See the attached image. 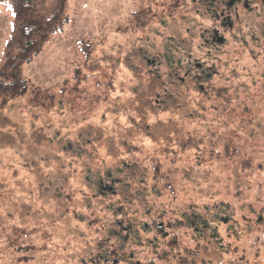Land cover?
<instances>
[{
	"label": "rangeland",
	"instance_id": "rangeland-1",
	"mask_svg": "<svg viewBox=\"0 0 264 264\" xmlns=\"http://www.w3.org/2000/svg\"><path fill=\"white\" fill-rule=\"evenodd\" d=\"M177 1L67 0L61 29L23 65L37 94L0 102V264H88L99 250L133 264H264V44L227 37L213 83L224 93L170 83L171 68L207 59L190 0ZM118 216L139 245L115 253Z\"/></svg>",
	"mask_w": 264,
	"mask_h": 264
},
{
	"label": "flooded vegetation",
	"instance_id": "flooded-vegetation-1",
	"mask_svg": "<svg viewBox=\"0 0 264 264\" xmlns=\"http://www.w3.org/2000/svg\"><path fill=\"white\" fill-rule=\"evenodd\" d=\"M188 4V10L190 13H194L193 17L197 22L200 21V24H196L194 26H196L198 32H200L201 35L203 34L202 37L204 39L202 40V46L206 49L207 59L205 61L192 59L193 62H191L190 65L187 64L184 75L180 77L178 76L179 69L171 68L167 73L168 78L171 81L170 83H175L176 79L184 82L185 78L187 77L197 80L201 90H206L210 93H214L215 91H219L218 93H224L225 89L219 88L217 86L218 82L215 86L213 85V83L216 80H219L220 77L219 70L217 68L219 65V58L216 57L215 53L219 52L221 47L224 46L227 41V37L230 36L231 33L235 32L239 33V36L233 37L241 42L240 44L242 47L246 46L247 44L245 41L246 33L251 34L250 39L259 41V45L264 44V0H190V3L186 1V5H184V7L187 8ZM177 6L178 1L176 0L173 7L171 6L169 9L174 11ZM200 16L206 17L205 21ZM262 53L264 54V47ZM144 58H146V56L143 53L142 59ZM149 61L150 60H148V62ZM154 61L155 59L152 60V62ZM240 70L241 72L239 73L244 74L245 67L241 66ZM204 81L206 88H204L202 85V82ZM167 91L168 90L163 88V91H161L163 92V96H171L170 93L167 94ZM155 96V101L158 102V104L164 102V99H161L159 93ZM111 182L115 184L114 180ZM100 188H102L104 193L111 196H114L117 192L114 187L109 184H102L100 185ZM119 210L120 209L117 208L115 212H118ZM118 214H121V211L118 212ZM118 218L120 220L115 222L116 229H114V233L117 236L120 231V234L123 233L124 236L121 240V244L117 246L115 253H118V250H121L120 247H123L124 245H126V247H129V245H139L138 241L135 240V236H137V230H134V225L131 223L132 220H130V222L127 221V223L123 225L122 216H118ZM150 225L156 226L150 228ZM150 225L144 223L145 227H143L142 230L146 232L147 235H151L152 240L154 241L155 237H157L161 231V225L159 223L156 224L153 222H151ZM131 235L133 236L132 240L129 239ZM158 237H161V235ZM144 245H146L147 248L150 247L147 242ZM98 246L100 247L101 245L98 243ZM151 246L154 247L153 245ZM31 254L34 256V253ZM107 254L108 253L106 250L104 251V254H101L99 250L96 257L97 259L91 258L88 260V264H120L121 261H124V264H133L129 262L131 256H133L131 253H129L127 257L122 256L120 261L117 258L109 261Z\"/></svg>",
	"mask_w": 264,
	"mask_h": 264
},
{
	"label": "trees",
	"instance_id": "trees-1",
	"mask_svg": "<svg viewBox=\"0 0 264 264\" xmlns=\"http://www.w3.org/2000/svg\"><path fill=\"white\" fill-rule=\"evenodd\" d=\"M11 4L13 24L0 62V102L32 91L22 67L38 54L67 20V0H0ZM20 91H17L18 88Z\"/></svg>",
	"mask_w": 264,
	"mask_h": 264
}]
</instances>
